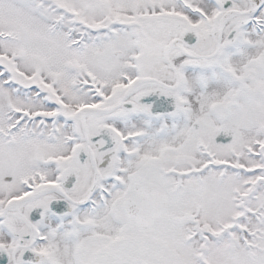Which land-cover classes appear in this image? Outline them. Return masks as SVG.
<instances>
[{"label":"snow or ice","instance_id":"obj_1","mask_svg":"<svg viewBox=\"0 0 264 264\" xmlns=\"http://www.w3.org/2000/svg\"><path fill=\"white\" fill-rule=\"evenodd\" d=\"M0 264H264V0H0Z\"/></svg>","mask_w":264,"mask_h":264}]
</instances>
